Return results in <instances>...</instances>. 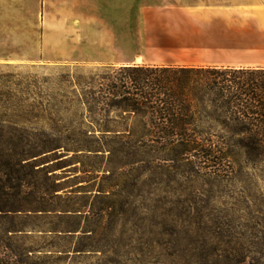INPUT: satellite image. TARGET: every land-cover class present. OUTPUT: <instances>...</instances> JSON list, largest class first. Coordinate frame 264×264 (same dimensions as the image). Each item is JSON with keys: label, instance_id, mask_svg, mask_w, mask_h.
I'll use <instances>...</instances> for the list:
<instances>
[{"label": "rangeland", "instance_id": "rangeland-1", "mask_svg": "<svg viewBox=\"0 0 264 264\" xmlns=\"http://www.w3.org/2000/svg\"><path fill=\"white\" fill-rule=\"evenodd\" d=\"M222 1L6 0L0 169L12 171L3 182L22 195L8 199L17 212L0 211V261L264 264V154H232L213 167L194 154L74 151L89 122H134L90 111L88 101L124 66L87 55L167 62L158 52L137 62L144 20L158 23L152 12L165 7ZM157 27L148 38H158ZM37 187L48 193L35 195Z\"/></svg>", "mask_w": 264, "mask_h": 264}, {"label": "trees", "instance_id": "trees-1", "mask_svg": "<svg viewBox=\"0 0 264 264\" xmlns=\"http://www.w3.org/2000/svg\"><path fill=\"white\" fill-rule=\"evenodd\" d=\"M115 74L88 101L89 109L134 115V122H89L75 152L194 154L213 167L232 154H264V68L134 65ZM12 174L0 169V200H7L0 211L20 209L8 207V199L22 195L20 185L3 182ZM47 193L37 187L35 195ZM0 264L15 262L8 258Z\"/></svg>", "mask_w": 264, "mask_h": 264}, {"label": "crops", "instance_id": "crops-1", "mask_svg": "<svg viewBox=\"0 0 264 264\" xmlns=\"http://www.w3.org/2000/svg\"><path fill=\"white\" fill-rule=\"evenodd\" d=\"M7 10L6 0H0V13ZM153 15L159 22L154 24L151 16L144 20L141 57L147 59L148 52L170 55L167 62L150 66L264 68V0L200 2L165 7ZM2 23L1 14L0 38ZM156 27L158 38H148ZM113 42L108 41L106 49H112ZM87 57L91 62L133 65L128 58L113 60L111 54Z\"/></svg>", "mask_w": 264, "mask_h": 264}, {"label": "bare ground", "instance_id": "bare-ground-1", "mask_svg": "<svg viewBox=\"0 0 264 264\" xmlns=\"http://www.w3.org/2000/svg\"><path fill=\"white\" fill-rule=\"evenodd\" d=\"M137 62H138V63H142V62H143V58H142V57H138V58H137Z\"/></svg>", "mask_w": 264, "mask_h": 264}]
</instances>
